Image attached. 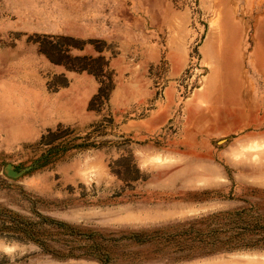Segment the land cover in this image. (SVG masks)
Listing matches in <instances>:
<instances>
[{"label": "rangeland", "instance_id": "rangeland-1", "mask_svg": "<svg viewBox=\"0 0 264 264\" xmlns=\"http://www.w3.org/2000/svg\"><path fill=\"white\" fill-rule=\"evenodd\" d=\"M0 209L71 229L0 264H264L172 237L264 219V0H0Z\"/></svg>", "mask_w": 264, "mask_h": 264}, {"label": "trees", "instance_id": "trees-1", "mask_svg": "<svg viewBox=\"0 0 264 264\" xmlns=\"http://www.w3.org/2000/svg\"><path fill=\"white\" fill-rule=\"evenodd\" d=\"M102 86L92 101L98 100L102 95ZM89 105V108L92 104ZM249 217V210H239L209 215L198 222H193L187 226L177 229L172 237L183 239L190 243V249L198 251L200 254L214 253L220 250H235L248 248H264V219ZM48 224L57 235L71 234L70 227L55 221L41 219V222L34 223L21 218L19 215L7 209H0V235H7L9 238L25 239L35 242L43 251H51L46 240L50 236L47 230L39 229L35 231L37 224ZM168 234V233H167ZM166 234L159 232L158 236ZM182 240V241H183ZM57 256L59 253H55ZM67 256H73L72 247L67 249Z\"/></svg>", "mask_w": 264, "mask_h": 264}, {"label": "water", "instance_id": "water-1", "mask_svg": "<svg viewBox=\"0 0 264 264\" xmlns=\"http://www.w3.org/2000/svg\"><path fill=\"white\" fill-rule=\"evenodd\" d=\"M7 174H8V176H11V177H13L15 175V173H12V172H8Z\"/></svg>", "mask_w": 264, "mask_h": 264}]
</instances>
